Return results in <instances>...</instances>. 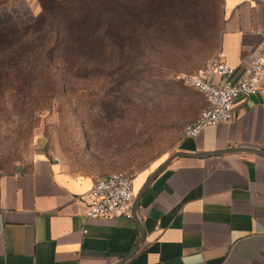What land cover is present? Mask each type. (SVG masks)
Masks as SVG:
<instances>
[{"label": "crops", "instance_id": "obj_1", "mask_svg": "<svg viewBox=\"0 0 264 264\" xmlns=\"http://www.w3.org/2000/svg\"><path fill=\"white\" fill-rule=\"evenodd\" d=\"M221 7L219 53L236 68L232 80L260 40L264 0ZM230 147L264 153V91L235 98L230 122L183 137L176 151ZM163 162L135 173L134 201ZM96 178L43 152L26 170L0 175V264H264V154L175 157L142 192L135 219L85 218Z\"/></svg>", "mask_w": 264, "mask_h": 264}, {"label": "rangeland", "instance_id": "obj_2", "mask_svg": "<svg viewBox=\"0 0 264 264\" xmlns=\"http://www.w3.org/2000/svg\"><path fill=\"white\" fill-rule=\"evenodd\" d=\"M165 1L162 25L139 46L103 49L77 70L50 62L47 78L4 95L0 175L26 170L39 152L99 178L156 166L177 150L204 107L184 78L219 53L222 0ZM38 13L36 0H0V24L32 27ZM30 63L42 73L41 60Z\"/></svg>", "mask_w": 264, "mask_h": 264}, {"label": "trees", "instance_id": "obj_3", "mask_svg": "<svg viewBox=\"0 0 264 264\" xmlns=\"http://www.w3.org/2000/svg\"><path fill=\"white\" fill-rule=\"evenodd\" d=\"M36 2L39 13L32 27L15 21L0 24V67L5 68L0 71V102L10 90L19 92L28 81L47 78L50 62L77 70L85 60L98 62L103 49L111 53L114 48L139 46L142 35L159 30L169 8L165 0ZM39 60L42 73L34 75L30 61ZM10 74L16 78L10 79Z\"/></svg>", "mask_w": 264, "mask_h": 264}, {"label": "built area", "instance_id": "obj_4", "mask_svg": "<svg viewBox=\"0 0 264 264\" xmlns=\"http://www.w3.org/2000/svg\"><path fill=\"white\" fill-rule=\"evenodd\" d=\"M259 36L260 40L252 52L241 60V73L234 79L231 77L236 68L227 65L220 53L184 78L186 85L203 95L204 107L193 121L184 126L182 137H196L208 126L230 122L235 98L264 91V30ZM214 78L219 81H214ZM134 175L135 172L96 178L86 195L85 218H131Z\"/></svg>", "mask_w": 264, "mask_h": 264}, {"label": "water", "instance_id": "obj_5", "mask_svg": "<svg viewBox=\"0 0 264 264\" xmlns=\"http://www.w3.org/2000/svg\"><path fill=\"white\" fill-rule=\"evenodd\" d=\"M229 153V152H254L257 154H264L262 151H259L257 149L253 148H247V147H230L222 151H215V152H202V153H195V154H189L181 151H175L172 155H170L155 171L152 172V174L148 177L146 183L144 184L142 190L140 191L138 197L136 198L135 201H133L132 205V212H133V217L134 219L136 218V205L138 202V199L140 198L142 192L145 190V188L148 186V184L158 175L159 172H161L170 162L172 159L178 156H185V155H193V156H198V157H204L210 154H215V153ZM138 247V244L134 247V249L129 253L131 255ZM128 255V256H129ZM123 260V259H122ZM122 260L120 262H122Z\"/></svg>", "mask_w": 264, "mask_h": 264}]
</instances>
